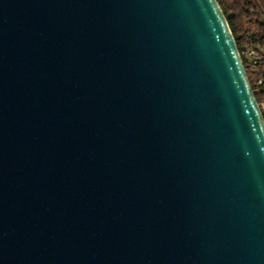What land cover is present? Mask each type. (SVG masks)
<instances>
[{
  "label": "water",
  "instance_id": "1",
  "mask_svg": "<svg viewBox=\"0 0 264 264\" xmlns=\"http://www.w3.org/2000/svg\"><path fill=\"white\" fill-rule=\"evenodd\" d=\"M0 264H264V116L217 0H0Z\"/></svg>",
  "mask_w": 264,
  "mask_h": 264
},
{
  "label": "trees",
  "instance_id": "2",
  "mask_svg": "<svg viewBox=\"0 0 264 264\" xmlns=\"http://www.w3.org/2000/svg\"><path fill=\"white\" fill-rule=\"evenodd\" d=\"M228 22L237 48L241 50L247 44H264V0H217ZM243 31H255L249 40H245ZM244 62V59H243ZM245 64V63H244ZM245 70L249 83L258 103L264 102V82L256 88L251 74L264 78V57L259 67ZM264 116V112L262 111Z\"/></svg>",
  "mask_w": 264,
  "mask_h": 264
},
{
  "label": "built area",
  "instance_id": "3",
  "mask_svg": "<svg viewBox=\"0 0 264 264\" xmlns=\"http://www.w3.org/2000/svg\"><path fill=\"white\" fill-rule=\"evenodd\" d=\"M263 20H264V13H263ZM255 31H243V35L245 36V40H249ZM239 50V49H238ZM239 54L241 56L243 65L245 67L248 66L249 68L255 69L260 66L261 61L264 57V44L256 43V44H247L244 46L241 50H239ZM245 63V64H244ZM254 83L256 85V88L260 84L264 82V78L262 76L251 74ZM259 106L261 108V111L264 112V102H260Z\"/></svg>",
  "mask_w": 264,
  "mask_h": 264
}]
</instances>
